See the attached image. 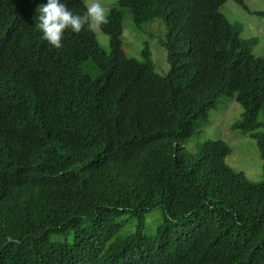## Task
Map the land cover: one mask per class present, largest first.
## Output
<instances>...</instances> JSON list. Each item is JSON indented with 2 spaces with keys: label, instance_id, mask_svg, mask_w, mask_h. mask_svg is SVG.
Returning <instances> with one entry per match:
<instances>
[{
  "label": "trees",
  "instance_id": "obj_1",
  "mask_svg": "<svg viewBox=\"0 0 264 264\" xmlns=\"http://www.w3.org/2000/svg\"><path fill=\"white\" fill-rule=\"evenodd\" d=\"M227 1L116 0L105 51L88 24L54 49L35 28L46 0H0V264H264V55ZM124 12L165 30L164 75L145 43L141 61L123 51ZM221 97L243 110L233 129L257 143L259 183L221 141L185 150Z\"/></svg>",
  "mask_w": 264,
  "mask_h": 264
},
{
  "label": "rangeland",
  "instance_id": "obj_2",
  "mask_svg": "<svg viewBox=\"0 0 264 264\" xmlns=\"http://www.w3.org/2000/svg\"><path fill=\"white\" fill-rule=\"evenodd\" d=\"M82 1L86 5L87 0ZM242 1L250 12H246L241 6L229 0L223 5L221 13L230 25L240 30L242 39L255 40L252 55L261 57L264 55V0ZM99 2L105 8L106 15L111 8L116 6V0H99ZM152 23L161 25L163 28L162 22L159 20H154ZM122 25L121 42L125 54L130 58L141 61L140 50L145 43L151 54V61L156 73L164 75L169 66L166 61L165 49L159 44V41L164 39L165 30L162 29L159 33L154 32L153 29L149 30V27L152 26L151 23L137 30L126 12H124ZM91 28L98 45L106 51L107 37L101 33L99 25L92 24ZM144 28H146V33ZM216 105V108L208 113L206 120L197 126L195 133L186 142V152L193 154L206 141H221L230 150V154L225 159L227 166L233 171L241 173L249 182H261L262 162L256 141L248 135H242L240 131L233 129L234 124L241 120L243 110L235 101L222 97L217 100ZM161 221L160 211H153L148 214L144 221L145 233L153 234ZM129 222L131 225L132 221Z\"/></svg>",
  "mask_w": 264,
  "mask_h": 264
},
{
  "label": "clouds",
  "instance_id": "obj_3",
  "mask_svg": "<svg viewBox=\"0 0 264 264\" xmlns=\"http://www.w3.org/2000/svg\"><path fill=\"white\" fill-rule=\"evenodd\" d=\"M35 28L41 39L54 48H62V38L65 31L79 33L85 24H102L107 22L105 8L99 0H87L82 14L72 12L65 0H46L36 8Z\"/></svg>",
  "mask_w": 264,
  "mask_h": 264
}]
</instances>
